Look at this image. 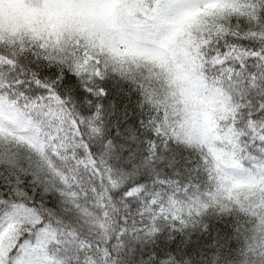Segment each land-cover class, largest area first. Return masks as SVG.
Returning a JSON list of instances; mask_svg holds the SVG:
<instances>
[{
    "label": "snow or ice",
    "instance_id": "snow-or-ice-1",
    "mask_svg": "<svg viewBox=\"0 0 264 264\" xmlns=\"http://www.w3.org/2000/svg\"><path fill=\"white\" fill-rule=\"evenodd\" d=\"M0 264H264V0H0Z\"/></svg>",
    "mask_w": 264,
    "mask_h": 264
}]
</instances>
